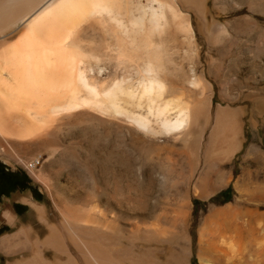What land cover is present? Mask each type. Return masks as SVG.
<instances>
[{
  "label": "bare ground",
  "instance_id": "obj_1",
  "mask_svg": "<svg viewBox=\"0 0 264 264\" xmlns=\"http://www.w3.org/2000/svg\"><path fill=\"white\" fill-rule=\"evenodd\" d=\"M216 1L0 0V155L18 157L52 145L63 126L74 122L65 114L81 110H96L115 121L124 118L143 131L149 127L147 111L167 132L201 133L211 124L208 103L166 101L171 90L163 56L168 65L177 62L178 5L197 10L199 16ZM131 78L136 87L127 84ZM233 117L215 113L208 142L201 145L194 140L191 155L214 156L225 144L227 149L220 154L236 151ZM98 120L105 122L102 117ZM121 163L125 167L123 159ZM68 165L62 168L81 174V168ZM96 167L86 170L94 172ZM250 194L264 196L261 190ZM61 197L46 205L17 193L0 206V228L9 229L0 234V264H188L191 244L178 248L172 235L163 241L159 230L150 229L142 238L145 247L136 246L134 240L139 238L128 234L125 238L131 245L125 249L118 241L124 240L123 229L88 220L81 214L78 195ZM12 203L27 205L30 213L20 218ZM218 213L220 221L199 233V263L241 264L242 247L223 241L228 232L240 229L225 219L228 211ZM167 240L165 249L162 243Z\"/></svg>",
  "mask_w": 264,
  "mask_h": 264
},
{
  "label": "rangeland",
  "instance_id": "obj_2",
  "mask_svg": "<svg viewBox=\"0 0 264 264\" xmlns=\"http://www.w3.org/2000/svg\"><path fill=\"white\" fill-rule=\"evenodd\" d=\"M197 14L178 5L177 62L168 65L164 55L163 63L171 90L166 101L208 103L211 124L202 127L201 133L167 132L147 111L149 127L143 131L124 118L115 121L96 110H81L65 114L74 122L63 126L57 142L18 157L3 153L0 166L23 175L34 194H19L34 202L52 205L58 195H78L81 214L88 220L126 232L124 240H118L125 249L131 245L125 238L128 234L140 239L134 240L136 246L145 247L142 238L150 229L159 230L163 241L173 237L178 248L191 244L188 264H200L199 233L217 224L218 212L225 209V219L240 232H228L223 241L242 247L241 264L257 260L264 264V196L259 199L250 194L264 192V0H217L207 4L206 14ZM165 47L164 43L163 53ZM104 82L109 84L111 79ZM127 84L136 87L137 81L131 78ZM217 112L226 118L235 115L237 150L220 154L227 149L225 144L214 156L194 157L191 143L208 142ZM101 117L103 124L98 120ZM62 164L81 168V174H71ZM82 165L108 171L96 167L89 172ZM11 206L20 218L30 213L23 203ZM8 230L1 226L0 234ZM166 243H162L165 249L169 240ZM221 248L227 249L226 245Z\"/></svg>",
  "mask_w": 264,
  "mask_h": 264
},
{
  "label": "flooded vegetation",
  "instance_id": "obj_3",
  "mask_svg": "<svg viewBox=\"0 0 264 264\" xmlns=\"http://www.w3.org/2000/svg\"><path fill=\"white\" fill-rule=\"evenodd\" d=\"M17 193L34 194L22 174L0 166V206L4 198H10Z\"/></svg>",
  "mask_w": 264,
  "mask_h": 264
}]
</instances>
